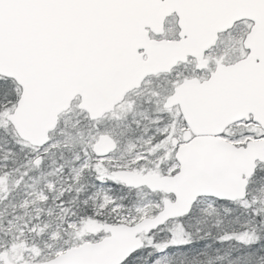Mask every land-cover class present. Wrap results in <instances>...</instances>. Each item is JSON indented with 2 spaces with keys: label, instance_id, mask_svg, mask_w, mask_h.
Returning a JSON list of instances; mask_svg holds the SVG:
<instances>
[{
  "label": "snow or ice",
  "instance_id": "obj_1",
  "mask_svg": "<svg viewBox=\"0 0 264 264\" xmlns=\"http://www.w3.org/2000/svg\"><path fill=\"white\" fill-rule=\"evenodd\" d=\"M0 264H264V0H0Z\"/></svg>",
  "mask_w": 264,
  "mask_h": 264
}]
</instances>
